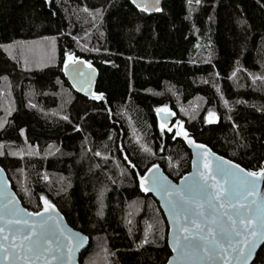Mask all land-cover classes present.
<instances>
[{
  "label": "trees",
  "instance_id": "16d2710c",
  "mask_svg": "<svg viewBox=\"0 0 264 264\" xmlns=\"http://www.w3.org/2000/svg\"><path fill=\"white\" fill-rule=\"evenodd\" d=\"M189 7L0 0V165L28 210H41L43 195L88 236L78 264H164L170 255L165 216L138 176L158 164L177 180L190 152L172 125L161 129L157 108L213 151L263 166L264 81L251 77L264 75V0ZM42 44L48 63L23 67L20 47ZM65 52L95 67L103 99L70 85ZM210 109L217 119L205 123ZM251 264H264V244Z\"/></svg>",
  "mask_w": 264,
  "mask_h": 264
},
{
  "label": "snow or ice",
  "instance_id": "6c2138e0",
  "mask_svg": "<svg viewBox=\"0 0 264 264\" xmlns=\"http://www.w3.org/2000/svg\"><path fill=\"white\" fill-rule=\"evenodd\" d=\"M131 2L144 12L153 9L157 12L162 11L158 6L159 0H152L151 4L148 0H144L143 3L138 0ZM188 3L191 13L193 0H188ZM195 3L199 4L200 0H195ZM84 11L87 12L88 9L85 8ZM89 14L95 19L96 16L102 15V11L96 9L95 14ZM79 59L65 52V68L69 64L75 65ZM85 63L91 68L90 63L86 61ZM73 71L78 73L79 77L84 76L79 69L74 68ZM251 78L253 81L257 79L264 81V75L259 77L252 75ZM76 86L74 83L73 87ZM91 98L101 100L103 94L92 92ZM156 111L168 113L170 110L165 105ZM64 119L68 117L65 116ZM215 119L216 113L210 109L205 116V123H212ZM182 123L177 121L179 127L175 135L184 137L195 146L197 159L203 160V170L197 167L196 173H189L183 185L171 186L160 174H153V170L157 168V165L153 164L148 172L139 177L140 187L145 192L151 188L161 193L166 201L165 207L168 209L172 225L169 231V246L175 253L178 264H193L194 259L195 264H203L205 259L208 264H213L216 257H219L223 264H248L258 241L264 240V196L257 195L260 180L264 178V166L255 171L245 170L239 164L223 161L222 157H218L217 161L222 163H217L215 175H212L211 162L208 158L214 157L215 154L206 145L197 144L192 140ZM3 126L4 124L0 122V127ZM76 127L79 128V125ZM160 127L163 129L165 125L161 124ZM172 130L168 128L169 132ZM20 133L23 135L24 129H20ZM96 155L99 156L100 153L97 152ZM193 164L195 167L196 159ZM44 178L47 179L46 176ZM181 179L185 180L184 177ZM40 199L44 205L41 212L48 215L39 221V231L34 230L36 222L30 221L28 216L40 217L41 212L25 215L26 210L17 207L14 197L6 198L5 204L0 205V237L3 240L0 242V262L71 264L72 252L87 240V237L79 233L67 231L51 215L55 212V206L43 195ZM102 214L98 212V215ZM141 243H148L147 234ZM167 264H174L173 259L169 258Z\"/></svg>",
  "mask_w": 264,
  "mask_h": 264
},
{
  "label": "water",
  "instance_id": "95a60500",
  "mask_svg": "<svg viewBox=\"0 0 264 264\" xmlns=\"http://www.w3.org/2000/svg\"><path fill=\"white\" fill-rule=\"evenodd\" d=\"M163 1L164 0H159V5H158L159 7L161 6ZM138 2L143 3L144 0H138ZM148 3L151 4L152 0H148ZM151 11H154V9L151 10ZM74 68L81 70L84 73V76L83 77H79L78 73H74V71H73ZM62 71H63V74H64L65 78L67 79V81L70 83V85L72 87H73L74 83L77 85L76 87H73V88L78 93L91 98V94H92V92H94L96 80H97V77H98V72H97V70L95 69L94 66L91 65V68H90V67H88V64L85 63L84 60L79 59V61H77V63L75 65L69 64L67 66V68H65V65L63 64ZM157 117H158V120H159V122L161 124H164L165 127H168V125L171 124V122L173 121L175 116H174L172 111H169L168 113H164V112L157 113ZM171 128L174 129L175 133L178 130L177 126H175V127L171 126ZM178 137L182 139V141L184 142L186 147L189 149V152H190V167H189V170L186 173H184L182 176H180L177 180H173L172 178H170L163 171L162 167L160 165H158V164H155V165H157V168L153 170V174H155V173L160 174L163 178H165L166 183L171 185V186H181V185H183L187 181L189 173H193V174L196 173V168L197 167H199V168H201V170H203V168H202L203 160L202 159H197V156H196L197 149L195 148V146L193 144L189 143L187 140H185L184 137H182V136H178ZM192 140H194V139L192 138ZM195 142L197 144L206 145V144L201 143V142H197V141H195ZM207 148L210 149L211 152L215 154L214 157H209L208 158L210 160V162H211L210 163V168L212 170L211 171L212 175H215V168L217 166V163H222V161H217L216 158H218V157H222L223 161H232L233 164H239V163L235 162L234 160L229 159V158H227V157H225V156L213 151L209 146H207ZM194 159L197 160V164H196L195 167H194V164H193ZM263 159H264V151H263ZM240 166L242 168H244L245 170H248L245 167H243L242 165H240ZM263 166H264V162H263ZM151 167L152 166H150L149 168H151ZM148 169L140 176H143L146 172H148ZM140 176H138L139 187H140V179H139ZM181 177H184L185 180H182ZM148 178L149 177H145V179H148ZM140 189H141V187H140ZM143 192H145V191H143ZM145 193L151 194L152 197L157 201V203L159 204L160 209L162 210V212H163V214L165 216L167 224H168L167 245H168L169 250H170V255L168 256V258H167V260H166V262L164 264H167V261L169 260V258L173 259L174 264H178V262L175 259V253H173L172 248L169 246V231L172 228V225L170 223V217L168 215V209L165 207L166 201H165L164 198H162L161 193H159L157 191H153V190H151V188H150V190L148 192H145ZM257 195L258 196H264V178H262L260 180L259 187L257 189ZM12 197L15 198V202H16L17 207L23 208V209L26 210L25 211V215H28L30 213H35L33 211L28 210L22 204V202L20 201L19 197L17 196V194L15 193V191L13 190V188H12L10 182H9V179L7 177V174H6L5 170L0 165V205L5 204L6 198L10 199ZM36 212H41V210L36 211ZM47 215H48V213L41 212V216L40 217L28 216L30 221H35L36 222L34 224V226H33L35 231H39V229H40L39 221L43 217H45ZM51 215L53 217H55L58 220V222L67 231L73 232V233H79L81 236L87 237V240H85L81 244V246L79 248H76L72 252L71 264H78L81 252L83 250H85V248L89 244L88 236L86 234H84L83 232H81L80 230H77V229L73 228L72 226H70L68 224V222L66 221L65 217L63 216V214L58 210V208L56 206H55V212H52ZM200 222L202 223V221H200ZM0 242H3L2 237H0ZM263 244H264V240L258 241L257 246H256V248L253 251L252 258L248 261V264H251L253 262L254 258L256 257V254L258 253L259 249L262 247ZM0 264H4V262H0ZM53 264H55V262H53ZM193 264H195V259L193 260ZM203 264H208V261L205 259ZM213 264H223V262L219 259V257H216L215 260L213 261Z\"/></svg>",
  "mask_w": 264,
  "mask_h": 264
},
{
  "label": "rangeland",
  "instance_id": "374dc122",
  "mask_svg": "<svg viewBox=\"0 0 264 264\" xmlns=\"http://www.w3.org/2000/svg\"><path fill=\"white\" fill-rule=\"evenodd\" d=\"M42 45L43 46L23 45L20 47V52H19L20 55L19 56L21 58V63H22L23 67H30V65H33V64L45 65L46 63H48V61L42 57V55L44 54L42 51L44 49L42 47H44L46 49H47V47L45 44H42ZM10 53H11V49H10ZM17 53H18V50H17ZM216 119H217V117H216ZM216 119H215V121H216ZM170 125L179 127V125H177V121H175L174 123L171 122Z\"/></svg>",
  "mask_w": 264,
  "mask_h": 264
}]
</instances>
